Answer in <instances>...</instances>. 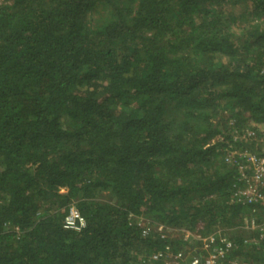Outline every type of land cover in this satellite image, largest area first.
Masks as SVG:
<instances>
[{
  "label": "trees",
  "instance_id": "1",
  "mask_svg": "<svg viewBox=\"0 0 264 264\" xmlns=\"http://www.w3.org/2000/svg\"><path fill=\"white\" fill-rule=\"evenodd\" d=\"M263 126L264 0H0V264H160L191 245L159 225L238 221L225 264H264L224 158Z\"/></svg>",
  "mask_w": 264,
  "mask_h": 264
},
{
  "label": "built area",
  "instance_id": "2",
  "mask_svg": "<svg viewBox=\"0 0 264 264\" xmlns=\"http://www.w3.org/2000/svg\"><path fill=\"white\" fill-rule=\"evenodd\" d=\"M255 135L256 133L248 129L245 134V139L249 142L257 141L256 143L261 151L260 154L253 153L250 150L236 151L239 152L235 155L237 156L235 165L238 167V172L236 182L234 183L233 201L250 207L252 206L255 210L260 207L264 214V133L260 135L259 140L255 138ZM86 225V219L76 206H70L65 215L64 228L79 232ZM138 225L144 227L143 235L147 236L149 230L145 229L146 227L141 222H138ZM155 229H157L162 239H171L174 237L172 236L174 231L166 228L164 225H159ZM254 229H258L263 233L264 221L256 224ZM263 237L264 234H262L261 238ZM182 239L189 244V239L200 242L201 250H198L202 254H196L190 260H186L185 255L180 252L174 253L170 257L169 253L171 252V248L168 247L166 251L153 253L152 259L162 261V263H166V260H169V262L172 261L171 264H224L225 259L233 249L232 241L223 237L220 232H213L211 234H201L198 232L183 233ZM198 250H196V253Z\"/></svg>",
  "mask_w": 264,
  "mask_h": 264
},
{
  "label": "rangeland",
  "instance_id": "3",
  "mask_svg": "<svg viewBox=\"0 0 264 264\" xmlns=\"http://www.w3.org/2000/svg\"><path fill=\"white\" fill-rule=\"evenodd\" d=\"M93 19L94 20L100 19V15H96ZM247 131H248V129H246V130H240V129L239 130H233L234 139H236L237 136L238 137L242 136L244 138ZM240 133H243V134H240ZM263 133H264V126L262 127V129L258 133H256L255 138L257 140H259L260 137H261L260 135L263 134ZM221 139L222 138L219 137L213 143H215V142H217L218 140H221ZM236 151H240V150H238V149L231 150L224 157L226 162L229 163L231 166L235 165V162H236V159H237V156H235V155H237L239 153V152H236ZM241 187H243V186L241 185ZM233 190H234V186H233ZM248 211H249V214L245 215V217H244V224H243L244 227L243 228H244V230L247 229V230H250L252 232H255V231L258 230V229H254L255 225L256 224H260V221H261V223L264 221L263 212L259 211L258 209L255 210V208L254 209L253 208L248 209ZM138 222H141L146 227L145 229L149 230V233H150V231H153L154 227L152 226L151 221H149L145 217H141ZM239 223L240 222L238 221L237 224H238L239 228H237V226H235L236 229H232V230H231V228H228V229L230 231H233V230H238L239 231L240 230L239 234H241L242 233V231H241L242 229H240V228H241L242 224L241 223L239 224ZM229 230H228V232L226 231L227 235L230 234ZM178 232H180L181 234L178 233ZM189 232H190L189 230L188 231L187 230L186 231H183V230L182 231H174L172 236H175V237L179 238V237H181L183 235V233L184 234H186V233L188 234ZM214 232H216V231H214ZM208 233L211 234L213 232L210 231ZM221 235H223V237L229 239V237L226 234H223L222 232H221ZM246 235H248V234H246ZM257 241H259V240H257ZM189 242H190V245H191L190 247L187 246V245H184L183 248H181V249H180V247H179V249H174V246H169V248H171V250H170L171 252L169 253L170 257H172V255L174 253H179V252L183 253L185 255V257H186L185 259L186 260H190L191 258L196 256V254H197L196 250H198V249L201 250V244H200V242H197L194 239H189ZM243 260L244 259H242L241 261H243ZM171 262H169V260H166V263L164 262V263H160V264H171ZM237 263H238V261H233L231 264H237Z\"/></svg>",
  "mask_w": 264,
  "mask_h": 264
}]
</instances>
